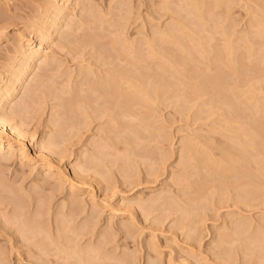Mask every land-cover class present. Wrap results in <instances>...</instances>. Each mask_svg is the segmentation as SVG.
<instances>
[{
	"label": "rangeland",
	"instance_id": "rangeland-1",
	"mask_svg": "<svg viewBox=\"0 0 264 264\" xmlns=\"http://www.w3.org/2000/svg\"><path fill=\"white\" fill-rule=\"evenodd\" d=\"M78 1L74 18L61 21L49 38V8L61 0H0V87L23 66L27 44H36L40 32L49 38L41 64L0 109L1 119L15 112L5 124H22L28 153L21 161L0 153V179L10 190L0 193V264H264V41L255 37L251 12L264 0H225L228 8L212 0L205 7L198 0ZM195 3L200 21L192 13ZM176 18L196 29L210 56L213 45L223 50L222 28L236 54L246 52L243 34L261 40L249 62L262 73L251 67L215 87L210 78L218 68L210 69L190 41L194 59L173 71L154 58L132 65L121 55L117 39L133 40L143 52L151 31ZM155 41L170 57L166 42ZM16 44L23 46L20 55ZM107 69L141 81L153 99L128 90L131 97L121 96L122 89L92 91ZM189 81L199 86L198 96L184 84ZM82 95L88 100L83 114ZM225 152L239 159L230 162Z\"/></svg>",
	"mask_w": 264,
	"mask_h": 264
},
{
	"label": "bare ground",
	"instance_id": "bare-ground-1",
	"mask_svg": "<svg viewBox=\"0 0 264 264\" xmlns=\"http://www.w3.org/2000/svg\"><path fill=\"white\" fill-rule=\"evenodd\" d=\"M74 1H76V0H61V3L60 4H53L49 9H50V11H49V18H50V20H49V24H50V26H49V29H51V31H50V33H48L49 34V38H50V36H52V35H54L57 31H58V25H59V23H61V21L63 22V20H67V19H70V20H72L74 17H73V14H72V11L75 9V7H77L76 6V3L74 2ZM78 1V0H77ZM82 1V0H81ZM87 1V0H86ZM110 1V0H109ZM199 1V3H204V7L206 6L205 4L208 2L207 0L205 1V0H198ZM230 1V0H229ZM255 1V0H254ZM78 2H80V1H78ZM92 2V1H91ZM117 2V1H116ZM212 2H213V5L214 6H218L219 4H225V0L223 1V0H212ZM257 2H260V1H258L257 0ZM264 2V1H263ZM90 2H88V4H89ZM188 3H189V1H188ZM191 3V2H190ZM196 3H197V1H196ZM193 4L192 5V13H193V16H194V19L196 20V21H200L201 20V18H202V16H203V14H200V8L199 7H197V4ZM256 3V2H255ZM260 3H262V2H260ZM260 3H258L257 4V7L255 6V10L253 11H251V12H253L252 14H254V23H255V25L257 26V32H255L256 33V35H255V37L257 38V39H261L262 41H264V6L262 5V4H264V3H262V4H260ZM46 4V3H45ZM87 4V5H88ZM109 4V3H108ZM124 4V3H123ZM122 4V5H123ZM217 4V5H216ZM226 4L228 5V2H226ZM226 4H225V6H226ZM78 5V4H77ZM118 5V4H117ZM121 5V4H120ZM163 5H165V6H163V7H165L164 9L166 10V8H167V6H166V4H163ZM222 5V6H223ZM231 5V4H230ZM85 6V5H84ZM95 6V5H94ZM97 6V5H96ZM99 6V5H98ZM199 6V5H198ZM200 6H201V4H200ZM213 6V7H214ZM212 7V6H211ZM220 6H218V8H219ZM227 7V6H226ZM226 7L224 8L225 10H226ZM100 8V7H99ZM191 8V7H190ZM223 8V7H222ZM228 8V7H227ZM89 9V8H88ZM223 9V10H224ZM95 10V9H94ZM202 10V9H201ZM207 10V9H206ZM212 10H214L213 8H212ZM217 10V9H216ZM221 10V9H220ZM84 11V10H83ZM90 11V10H89ZM104 11V10H103ZM190 11H191V9H190ZM205 11V10H204ZM208 12H209V14H210V11L211 10H207ZM87 12V11H86ZM92 12V11H91ZM98 12V11H97ZM110 12V11H109ZM213 11H211V14H213L212 13ZM215 12V11H214ZM222 12V11H221ZM225 12V11H224ZM250 12V13H251ZM88 13V12H87ZM99 13V12H98ZM100 13H102V11L100 12ZM99 13V14H100ZM108 13V12H107ZM111 13V12H110ZM76 14V13H75ZM89 14V13H88ZM206 14H207V12H206ZM208 14V15H209ZM223 14V13H222ZM77 15H79V14H77ZM91 15H95V14H91ZM102 15V14H101ZM107 15V14H106ZM217 15V14H216ZM215 15V16H216ZM220 15V14H219ZM218 15V16H219ZM192 16V15H191ZM211 16V15H210ZM98 17H100L99 15H98ZM97 17V18H98ZM180 17V16H179ZM221 17V16H220ZM82 18H83V14H82ZM90 18V17H89ZM95 18V17H94ZM97 18H95L96 20H97ZM101 18H103V17H101ZM101 18L100 19H98L99 21L101 20ZM107 18V17H106ZM252 18V19H253ZM84 19V18H83ZM91 19H92V17H91ZM95 19H93V20H95ZM77 20V19H76ZM93 20H91V21H93ZM95 20V21H96ZM222 20H224V18L222 19ZM86 21V20H85ZM103 21V20H102ZM79 22V21H78ZM84 22V21H83ZM87 22H89L88 20H87ZM87 22H85V23H87ZM101 22V21H100ZM119 22V21H118ZM174 23L173 24H171V22H170V25L168 26V25H166L165 27V29L163 28L162 29V31L160 30V31H158V30H153V31H151L152 32V34H151V37H154L153 35H157V37L154 39V38H151L150 36H149V39H147L146 40V42L144 43V44H146V46L144 47V49L143 50H145V51H143L142 52V48H140L141 49V51H139L140 49L138 48V45H137V43L135 44L134 43V41L133 40H131V41H129V39L127 40L126 39V42L125 41H122V39L121 38H119V39H121L120 41H119V39H117V43H119V42H121V44H120V48H119V50H120V52H121V55H125V57L126 58H129L128 60H127V62L128 63H131L132 65H138L139 63H140V61H144V62H146L148 59H152L153 60V58L154 59H157L156 61H158V63L160 64V66H161V68L162 67H164V70L166 69V71H168L169 70V68L171 67H174L173 65H175L176 63H187L189 60H191V59H194L193 57H192V55H191V53H190V51L188 50V46H187V41H190L191 43H192V46L199 52V54L201 55V58L202 59H204L205 61H207V63L208 64H210L211 65V67H209L210 69L212 68V66H213V68H218V70L214 73V74H212V77L210 78V81L214 84V86L216 87V85L218 84L217 82L219 81V79L220 78H223V77H239V76H242L246 71H249V68H251L252 67V69L255 71V73L256 74H259V73H262V68H261V66L259 65H256V64H250V62L249 61H251L252 63H254L252 60H251V58L254 56L255 57V55H254V49H255V47H254V44H259L260 43V41H258L257 39H251V37L250 38H248L247 37V35H245V34H243L244 35V38H242V41H243V43H244V45H245V48H246V52H244V54H236L235 53V50H236V46H235V42L231 39V36H230V34H228V32H227V28H226V30L224 29V28H222V30L220 31V32H222V34L224 35L223 37H224V39L226 40L225 41V44H224V46H223V50H219L218 48H217V46L216 45H213L214 46V51H213V54L210 56L209 55V53L208 54H203L204 53V43L205 42H203L202 41V39L200 38V36H198L199 35V33L197 34V31H196V29L195 28H189V26H188V24L187 23H185L184 21H183V18H179V19H175V21H173ZM251 22H253V20H251ZM94 23V22H93ZM116 23V22H115ZM88 24V23H87ZM87 24H85V26L87 25ZM117 24H119V23H117ZM255 26V27H256ZM91 27V26H90ZM77 28V27H76ZM75 28V29H76ZM37 29V28H36ZM85 29V28H84ZM157 29V28H156ZM38 30V29H37ZM152 30V29H151ZM86 30H84V32H85ZM121 32H122V30H121ZM43 33V32H42ZM59 33V32H58ZM88 34V32H86V36H88L87 35ZM44 35V34H43ZM81 35V34H80ZM86 36L84 35V37L86 38ZM91 36H92V33H91ZM88 37V38H92V37ZM45 37V38H44ZM44 37L42 36V34H41V32H40V34H38V35H36L35 36V38L37 39V43L36 42H34V43H36V44H34V45H32L33 44V42H30V43H28L27 44V49H26V51H24L23 50V53L24 52H26L25 53V56H24V59H23V61H24V63H22L23 64V66L22 67H20V68H18L17 70H13L12 72H11V74L12 75H10L11 77H12V81H10L11 80V78H10V83H5V85L4 84H2V86L0 87V109L1 108H4L3 106H4V104L7 102V100H8V98L13 94H15L16 92H17V90H18V88L21 86V83H22V80L24 79V80H27V78L29 77V75H31L30 73H32L33 72V70H34V68L36 67V63H40V62H38V60H40V58L41 57H43V56H45V54L43 53V50H42V48L46 45V43H47V40L49 39L48 38V36H46V34L44 35ZM79 37H81L82 38V36H79ZM94 38H96V36H93ZM98 37V36H97ZM122 37V36H121ZM242 37V36H241ZM247 37V38H246ZM81 38H79V39H81ZM93 38V40H95ZM151 38V39H150ZM33 39V38H32ZM78 39V38H77ZM76 39V40H77ZM97 39V38H96ZM65 40V39H64ZM88 40V39H87ZM155 40H161V41H159V42H162V43H164V42H166V44L168 45V48H169V51H172L171 52V55H170V57H168V56H166V55H163V54H160V50H158L157 48H159V47H157L158 45L156 44V42L157 41H155ZM15 41V40H14ZM34 41V40H33ZM84 41V40H83ZM89 41H91V40H89ZM116 41V40H115ZM133 41V42H132ZM78 43H79V41H77ZM18 43V42H17ZM20 43V42H19ZM93 43V42H92ZM92 43H91V45H92ZM114 43V42H113ZM61 44V43H60ZM59 44V45H60ZM115 44V43H114ZM155 44H156V46H155ZM261 44V43H260ZM263 45V44H262ZM262 45H260V47L262 46ZM15 46V45H14ZM113 46V45H112ZM22 45H17L16 44V53H19V55H20V53H22ZM48 47H51V46H48ZM63 47V46H62ZM259 47V48H260ZM113 48V47H112ZM68 49V48H67ZM98 53V52H97ZM182 53H185V55H183ZM15 54V53H14ZM96 55V58H97V60H99V58L101 57L99 54H95ZM23 56V55H22ZM50 57V56H49ZM253 57V58H254ZM249 58H250V60H249ZM47 59V58H46ZM152 60H150V61H152ZM41 61H42V59H41ZM149 61V62H150ZM257 61V60H256ZM263 60H261V62H262ZM53 62V61H52ZM141 62V63H142ZM143 62V64H147L148 65V61H147V63H144ZM203 62V61H202ZM264 62V61H263ZM45 64L47 63V62H44ZM43 63V64H44ZM106 63H111V62H106ZM140 63V64H141ZM17 64H19V63H17ZM41 64V63H40ZM42 64V65H43ZM44 64V65H45ZM51 64V63H50ZM112 64V63H111ZM38 65V64H37ZM20 66V65H19ZM40 66V65H39ZM47 66V65H46ZM223 66V68H225L224 70H226V73H223V72H225V71H223L222 72V69H221V67ZM137 67V66H136ZM170 68V70H172ZM36 69V68H35ZM45 69V68H44ZM168 69V70H167ZM12 70V69H11ZM41 71V70H40ZM173 71V70H172ZM47 72V71H46ZM92 72V71H91ZM9 73V72H8ZM45 73V72H44ZM43 73V74H44ZM89 73V72H88ZM125 72H120V71H116V70H109V69H107V73L106 74H103V76H100V79L99 80H95L94 78V80H93V82H92V80H89V82L91 81L92 82V91H101V90H105V92H107V91H109L110 90V92L112 91V93L114 92V93H116V94H120V89H122V92H123V90H124V93L121 95V96H125V92H126V90H128L127 92L128 93H130V95H132L133 97H135V96H140V98L141 99H143V100H145V101H147V100H149L150 101V99L152 100L153 98L150 96V94L147 92V89H145L144 88V85H143V83L141 82V81H139V80H137V79H135V78H132L131 76H129V74H128V76H126V73L124 74ZM87 74V73H86ZM44 75H46V74H44ZM36 76V75H35ZM7 77H8V74H7ZM92 77V76H91ZM48 78V77H47ZM85 78V77H84ZM32 79V78H31ZM30 79V80H31ZM34 81V80H33ZM91 82L89 83V84H91ZM184 82V81H183ZM31 83V82H30ZM80 83H81V81H80ZM79 83V84H80ZM191 82L189 81V83H184V84H189L188 85V87H190V88H188V89H192V93L194 92V94L196 93L197 94V96H198V93H199V86L197 85V83H191ZM83 86V85H82ZM79 87H80V85H79ZM85 88H88L89 89V87H85ZM31 89V88H30ZM87 89V90H88ZM262 89V88H261ZM29 90V89H28ZM78 90H79V88H78ZM34 91V90H33ZM81 91H84V90H81ZM91 91V92H92ZM254 91H255V89L254 88H251V89H249V93L250 92H252V93H250V95H252L253 96V93H254ZM79 92H80V90H79ZM85 92V91H84ZM104 92V93H105ZM126 92V96L125 97H128L129 95H128V93ZM156 92V91H155ZM231 92L234 94V95H239L235 90H231ZM67 93V92H66ZM69 93V92H68ZM82 93V92H81ZM100 93V92H99ZM98 93V96L99 97H101L100 96V94ZM248 93V94H249ZM78 94V93H77ZM76 94V95H77ZM94 95H95V93H93ZM255 94V93H254ZM34 95V94H33ZM76 95H74L75 97H77ZM97 95V94H96ZM135 95V96H134ZM256 95V94H255ZM87 96V95H86ZM97 96V97H98ZM157 96V95H156ZM94 97H96V96H94ZM96 97V98H97ZM99 97H98V99H97V101L99 100ZM104 97V96H103ZM129 97H131V96H129ZM128 97V98H129ZM133 97H132V100H133ZM11 98V97H10ZM78 98V97H77ZM77 98H76V102H78L79 101V105L81 106H79L81 109H79V110H82V109H85V107L87 106L86 104L88 103L87 101L88 100H86V101H84L83 100V95H82V98H81V96H80V98H81V100H79L78 99V101H77ZM96 98H94L95 100H96ZM102 98V97H101ZM71 101H72V99H70ZM94 100V101H95ZM124 100V99H123ZM125 100H126V98H125ZM11 101V100H10ZM26 101V100H25ZM74 101V100H73ZM72 101V102H73ZM74 101V103H76ZM127 101H130V99H128V100H126V102ZM9 102V101H8ZM7 102V103H8ZM30 102V101H29ZM96 102V101H95ZM126 102H124L123 104H126ZM152 102V101H151ZM11 103V102H10ZM73 104V103H72ZM12 105H16V106H18L17 104H12ZM26 105V104H25ZM28 105V104H27ZM26 105V106H27ZM75 105V104H74ZM86 105V106H85ZM91 105V104H90ZM89 106V105H88ZM10 107H12V106H10ZM30 107V106H29ZM77 107V106H76ZM90 107V106H89ZM88 107V108H89ZM91 107H92V105H91ZM12 108H15V106H13ZM11 108V109H12ZM20 108V107H19ZM25 108V107H24ZM21 109V108H20ZM28 109V107L26 108V110ZM77 109V108H76ZM2 110V109H1ZM17 110V109H16ZM89 110V109H88ZM78 111V110H77ZM76 111V112H77ZM85 111H86V109H85ZM89 111H91V110H89ZM1 112V111H0ZM82 112V114L83 113H85V112H83V110L81 111ZM78 113H79V111H78ZM88 113V112H87ZM7 115V114H6ZM21 115V114H20ZM87 115V114H86ZM15 112L14 113H12L11 115H8V118L7 117H4V119H1L0 118V153L1 152H8L11 156L12 155H15V156H17L19 159H20V161L21 160H23V159H27L28 158V153H27V151H26V145H25V134H23L22 133V131H20L21 129H20V127H21V125H19L20 127H16V126H14V125H12V126H8V122H9V120H12V119H14L15 118ZM142 116V115H141ZM1 117V116H0ZM9 119V120H8ZM16 119V118H15ZM14 119V120H15ZM141 119V118H140ZM143 119V118H142ZM23 120V119H22ZM5 121H8L7 122V124H5ZM13 121V120H12ZM19 121V120H18ZM140 121H142V120H140ZM27 122V121H26ZM25 122V123H26ZM11 123V122H10ZM19 123V122H18ZM14 126V127H13ZM20 129V130H19ZM52 139H54V138H52ZM50 142V141H49ZM48 142V143H49ZM57 143L55 142V145H56ZM50 146V145H49ZM52 148H54L53 146H52ZM41 149V148H40ZM53 149H51V151H52ZM49 151L50 150H48V153H49ZM52 152H54V151H52ZM52 152H50V153H52ZM47 154V153H46ZM224 155H225V157H226V159L228 160V161H232V162H236L239 158L236 156V155H234L233 153H228V152H225L224 153ZM54 156H56V155H54ZM6 157V156H5ZM2 158V157H1ZM12 158V157H11ZM90 158V157H89ZM4 159V158H3ZM56 159V158H55ZM59 159H60V157H59ZM2 160V159H1ZM6 160H7V158H6ZM30 160V159H29ZM61 160V159H60ZM92 160H94V162H96L95 161V159L93 158ZM5 162V161H4ZM92 162V161H91ZM31 163V162H30ZM49 163V162H48ZM98 163V162H97ZM3 164H6V163H3ZM34 164V163H33ZM37 165V164H36ZM43 166H44V164H42ZM41 165V166H42ZM5 166V165H4ZM39 166V165H38ZM97 166V165H96ZM82 167V166H81ZM80 167V168H81ZM94 167H95V165H94ZM44 168V167H43ZM45 168H47L48 170H50V168H51V166L48 164ZM47 169H45V170H47ZM83 169V168H82ZM234 170L233 169V167L232 166H228L227 167V170ZM60 171V170H59ZM58 171V172H59ZM1 172V171H0ZM43 172H45V171H43ZM62 173V172H61ZM3 174V173H2ZM76 174L77 173H75V176H76ZM77 175H79V174H77ZM58 176H60V175H58ZM62 177V176H61ZM1 178H3V177H1ZM10 178V177H9ZM52 178V177H51ZM60 178V177H59ZM80 178V177H79ZM47 179V178H46ZM55 180V179H54ZM53 180V181H54ZM57 180V179H56ZM55 180V181H56ZM6 181V180H5ZM4 181V182H5ZM51 181V180H50ZM74 181V180H73ZM77 181H79V180H77ZM7 182V181H6ZM12 182V181H11ZM48 181H46V183H47ZM14 183V182H13ZM45 184V183H44ZM51 184V183H50ZM80 184V183H79ZM41 186H42V184H41ZM40 186V187H41ZM47 186H48V184H47ZM74 186V185H73ZM39 187V186H38ZM43 187V186H42ZM48 187H50V186H48ZM6 191H10L8 188H6L5 187V184L3 183V181L0 179V193H6ZM29 192V191H28ZM36 193V192H35ZM24 194V193H23ZM37 194V193H36ZM1 195V194H0ZM3 195V194H2ZM2 195H1V200H3L2 199ZM5 195H7V194H5ZM12 196V195H11ZM16 196V195H15ZM27 196V195H26ZM17 198H19V197H17ZM29 198V197H28ZM40 199H41V196H40ZM73 199V198H72ZM32 200V199H31ZM8 201V199L6 200V202ZM11 201V200H10ZM76 201V200H75ZM74 201V202H75ZM153 201V200H152ZM12 202V201H11ZM39 202V201H38ZM13 203V202H12ZM37 203V202H36ZM41 203H42V200H41ZM7 204H10V202L8 203L7 202ZM71 204H73V203H71ZM70 204V205H71ZM2 205V204H1ZM7 206V205H6ZM38 206V205H37ZM36 206V207H37ZM42 206V205H41ZM69 208H70V206H68ZM75 207V206H74ZM35 208V207H34ZM39 208V207H38ZM73 209V208H72ZM27 210V209H26ZM39 210H41V209H39ZM15 211V210H14ZM37 211V209H35V211H33V215H34V212H36ZM72 211V210H71ZM71 211H70V213H71ZM67 212V211H66ZM27 213V212H26ZM69 213V214H70ZM14 214H16V213H14ZM68 214V215H69ZM11 215V214H10ZM37 215V214H36ZM67 215V214H66ZM57 216V215H56ZM60 216V215H59ZM15 217V216H14ZM14 217H13V220L15 221L16 219H14ZM35 217V216H34ZM33 217V218H34ZM38 217H39V215H38ZM42 217V216H41ZM64 217H66V216H64ZM64 217H63V219H64ZM72 217V216H71ZM76 218V217H75ZM8 219V218H7ZM19 219V218H18ZM37 219V218H36ZM59 219V218H58ZM57 219V220H58ZM66 219V218H65ZM68 220L70 219V218H67ZM66 219V220H67ZM23 220V219H22ZM67 220V221H68ZM17 221V220H16ZM25 221V220H24ZM63 221H65V220H63ZM70 221V220H69ZM74 221V220H73ZM9 222V221H8ZM37 222V221H36ZM18 223H19V220H18ZM60 223V222H59ZM65 223V222H64ZM64 223H63V226H64ZM9 224V223H8ZM12 225V224H11ZM15 225V224H14ZM21 225V224H20ZM33 225V224H32ZM39 225V224H38ZM56 225V224H55ZM54 225V226H55ZM58 225V224H57ZM59 225H61V224H59ZM30 226V225H29ZM35 226H37V225H35ZM41 227V226H40ZM59 227H61V226H59ZM58 227V228H59ZM65 227V226H64ZM68 227H70V226H68ZM74 227V226H73ZM19 228V227H18ZM24 228V227H23ZM29 228V227H28ZM38 228V227H37ZM57 228V229H58ZM41 229V228H40ZM63 229H65V228H63ZM31 230V229H30ZM56 230V229H55ZM59 230V229H58ZM58 230H56V231H58ZM18 231V230H17ZM21 231V230H20ZM20 231H18V232H20ZM22 231H23V229H22ZM34 231V230H33ZM32 231V232H33ZM43 231H44V229H43ZM43 231H41V233H43ZM63 230H60L59 232H62ZM66 231V229L64 230V232ZM40 232V231H39ZM48 232V231H47ZM33 233H35V232H33ZM45 233V232H44ZM58 233V232H57ZM24 234V233H23ZM30 234H32V233H30ZM37 234H39V233H37ZM62 234H66V233H62ZM62 234H60V235H62ZM16 235V234H15ZM26 235V234H25ZM43 235V234H42ZM57 235H59V234H57ZM56 235V236H57ZM37 236V235H36ZM65 235H63L62 237H64ZM29 237H32L31 235L29 236ZM28 237V238H29ZM38 237V236H37ZM26 238V237H25ZM64 238H66V236L64 237ZM46 239H48V238H46ZM50 239V238H49ZM55 239V238H54ZM38 240H39V238H38ZM41 240V239H40ZM69 240V239H68ZM31 241V240H30ZM30 241H28V242H30ZM50 241V240H49ZM37 242V241H36ZM70 242V241H69ZM66 247V246H65ZM75 247H76V245H75ZM67 250V249H66ZM72 250V249H71ZM91 250H92V248H91ZM90 250V251H91ZM64 251V250H63ZM73 251V250H72ZM77 251H78V249H77ZM67 252H69V251H67ZM75 252H76V250H75ZM79 252H81L80 250H79ZM66 253V252H65ZM71 253V252H70ZM72 254V253H71ZM78 254V253H77ZM94 254H96V253H94ZM67 255V254H66ZM75 255V254H74ZM79 256V255H78ZM77 257V256H76Z\"/></svg>",
	"mask_w": 264,
	"mask_h": 264
}]
</instances>
